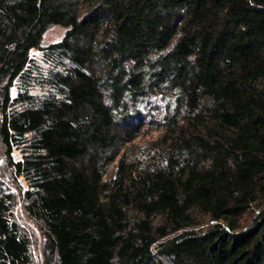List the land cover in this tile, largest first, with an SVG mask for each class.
I'll use <instances>...</instances> for the list:
<instances>
[{
	"label": "trees",
	"instance_id": "obj_1",
	"mask_svg": "<svg viewBox=\"0 0 264 264\" xmlns=\"http://www.w3.org/2000/svg\"><path fill=\"white\" fill-rule=\"evenodd\" d=\"M0 146V264H264V0H0Z\"/></svg>",
	"mask_w": 264,
	"mask_h": 264
},
{
	"label": "rangeland",
	"instance_id": "obj_2",
	"mask_svg": "<svg viewBox=\"0 0 264 264\" xmlns=\"http://www.w3.org/2000/svg\"><path fill=\"white\" fill-rule=\"evenodd\" d=\"M65 29L59 25H52L48 27L45 32L43 33L42 40H41V46L45 47L48 46L49 44L55 43L58 40H60L63 36ZM41 56L42 52L36 49H32L29 51V57L32 59H35L38 62H41ZM16 93L15 87L12 88L11 94L14 96ZM141 140H137V143L139 145H143V142ZM141 141V142H140ZM20 158L19 151L16 149H13L12 151V159L13 160H18ZM6 161L4 159V155L2 154V147L0 146V175L6 180V183L8 186H10L14 191L15 194L18 193L19 190L24 191L26 189V183L24 180L20 177L16 179V185L11 181L10 177L8 176L9 174L6 172ZM6 172V174H5ZM6 175V176H5ZM15 216L18 219L19 222L24 223L28 232L31 233V231H34L36 234H38V231L35 227V225L31 222H29L23 215V212L21 210V203L20 200L16 203L15 206ZM37 255V254H36Z\"/></svg>",
	"mask_w": 264,
	"mask_h": 264
}]
</instances>
